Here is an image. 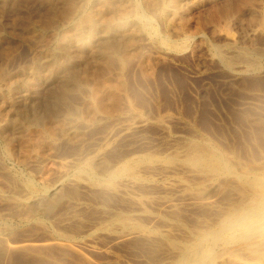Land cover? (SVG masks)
<instances>
[{
    "label": "rangeland",
    "instance_id": "1",
    "mask_svg": "<svg viewBox=\"0 0 264 264\" xmlns=\"http://www.w3.org/2000/svg\"><path fill=\"white\" fill-rule=\"evenodd\" d=\"M149 1L150 0H90L86 4V7L84 6V4L80 7L79 5H81V0H74V2L72 1L73 3L70 2L66 5L64 3H67V0H0V64H4L9 72H17L22 68H25L27 72L32 71L33 69L38 70V81L34 85H31L32 87L30 86L29 89H24L23 92L20 93V104L24 107L26 106L27 108H29L28 110L31 109L28 112H33L34 110H37L36 108H38L37 111H42V116L47 117H42L43 121H47L45 119L49 120L47 123H42L43 121L41 120L38 125H35L34 120H32V126H25L27 127V129L24 127L23 132L20 133L21 136H23L24 133L23 137H26V139H28L29 137H31V133H35L32 138L36 139V135L40 130H36L35 128L44 126L39 129L43 130L46 127H50V131L55 132L54 134H52L56 137H59L60 132L59 129H57V125L59 124V121L63 122L64 115L68 112L70 114L71 112H78V109L79 111L82 110L81 108L83 107V96L80 93L81 91H78L77 87H74V85L69 86H72L71 88H73V90H71L70 88V91L69 87L63 83V80L61 79L62 76L54 75L52 68L55 67L54 65L56 63L54 64L52 62L50 63V65H41V67L43 66V70H41V67H36V65L38 66L37 63L40 64V61L47 56V53L49 52V50L47 49H49V47L50 49L54 47L57 48L60 45L64 36L69 33V31L67 33L64 30H69L70 28L72 29H70V33H72V35L70 34L72 42H69V46H71L72 49H70L69 51V57L74 67L72 70L74 74L81 78L82 74L92 72L93 74L90 73L91 76L93 75L89 79L90 84H93L94 80L96 79V81L99 80L100 82H107L110 79L108 75L110 74V72L108 71V69L105 70L106 68H103V70L105 71H102V69L101 71L100 69L98 71L96 70L98 69V67H96L98 66L97 61H95V63L93 60L90 62L88 58L86 61V58H84L82 55V57H78V55H75L77 54V51L75 49V45H77V39H75L76 37L74 34L78 31L75 30V28L71 26V24H76L77 21L75 20L78 18L76 13H78L79 11L83 10L82 13L84 18H86L90 14L94 16L97 15V19L104 21L108 20L106 21L108 23H111L110 20H114L111 23L112 25H114V22L118 23V21L122 20L121 15L123 14V11H125V9L127 11H130L129 8H137L139 9L140 13L146 15L151 19V24L154 29L157 30V32L162 35L166 34L165 36L177 38L174 30L169 27L172 16L171 14H169L166 8L162 6V0H151V2ZM169 1H172V4H177V7H184L185 4H188L195 0ZM224 1L228 2L230 0H214L198 8H195L190 16L191 18L194 17L193 19H191L192 31L193 29L194 31L198 28L200 29V24L202 23L201 29L203 28L202 31L211 41L222 43L225 41V38L228 35V37H234L236 40H238L240 45L248 47L251 45L250 47H253L254 49L261 48L262 50L264 47V29L261 28L260 25H257L258 21L260 20L259 17L261 18L262 15L259 12H256L257 14H253V18L255 17L253 19L252 14L249 12V10H245L243 8V0H238V2H236L237 0H231L233 6H239L241 4L240 9L242 10L235 8L236 10H232L233 12L231 11V13L235 15H230L231 20H228L230 24L229 22H226V20L224 22L222 20L223 17H218L216 18V32L215 30H213L214 27L211 28L210 26H207L208 23H205L206 18L208 19L209 16H212L214 18L215 14L219 12L214 11L216 9V7L214 8V6L216 5L218 7V5L220 4V6L222 7L226 4L222 3ZM213 2H215V4ZM216 2L219 4H217ZM244 7L246 8L245 4ZM209 8L211 11L209 10ZM66 10L68 13L66 12ZM244 11L246 12L244 13ZM211 13L214 15H212ZM200 14H202L203 16H201ZM206 14H208L209 16H205ZM249 14L251 15L249 16ZM235 16L238 17L236 18ZM198 17L199 20L204 17L205 21H200V23ZM212 17L209 18L210 21L213 19ZM196 21L198 22L197 24ZM225 23H228L229 25ZM194 26L197 28H195ZM223 26L226 28H223ZM86 29H88V32L86 31ZM86 29L84 31V36L89 33V36L85 37L91 40L92 47L101 46L104 42V38L101 35L104 33L99 29V27H95L94 29ZM123 29H125L123 30L124 36H119L123 35L122 31L119 30L113 35V39L120 40L123 37L126 39V41L120 40L119 42H115L120 43L121 49L123 48V50L128 51V56H126V62L123 66V70L125 69L123 71V77L126 81L128 96L135 108L141 111L142 116L144 118L146 117L150 119L151 122H148L146 124V126L143 128L144 130H141V133H134V135H131L130 139H126L127 142H125V140H123L121 137L116 142L115 138H118L119 134L122 132L123 127L127 125L126 123H128L129 120L124 122L118 120L117 118H109L102 121L97 118L92 120L93 117H89L85 113L83 119H85V121L91 120L89 123L91 124L92 122V125L80 123L79 125H82L77 126L75 130L76 132L73 133L74 136L68 139V141L66 139L61 141L59 140L55 145L49 143L45 145V143L41 142L42 146L44 147V150L41 148L42 158H39L37 161L27 159L26 161L28 163L26 161H20L25 160V158L20 155L22 154V152H19V146L15 145L13 147V150L14 148L16 149L13 153L16 154L17 150V156L14 155L16 159L15 157L7 159L4 160V163L3 160H0V193L3 192L4 194H6V198L7 195H9L10 191H12L13 193V191H18L20 187L19 183H16L13 180L12 182L11 179L7 178L4 173L3 176L1 175L2 172H4V169H7V166L8 168L16 167L15 169H19V172H23L25 174L27 173L29 175L31 174V176H33V179H35V181L39 183L41 181L43 182L44 179L45 181H49L50 179V181H52L57 172L60 170L59 168L62 167L61 163L64 160L73 158L76 160V162H83L85 159H87V156L95 153L97 149L104 147L106 142L109 141H115L114 143H118L119 146H117L118 148L116 147L112 153L108 154L104 158V162H106V164L107 162L109 163L119 153L126 152L127 150L125 149L129 148L131 145H133V148L137 149L138 151H148L153 152L154 154H162L164 153V150H169L170 146L178 142V134H183L184 136L190 137L195 135H193V133H201L205 137L207 136V138H210L212 142H216L217 145L221 146L222 144V148H224L226 151H229L230 154L232 153L237 159L241 160V162L253 164L256 166L264 165V72L244 73L242 74L243 76H240L238 80H235V82H229V78L227 77V70L223 68V66L219 62L212 59L211 56L207 54L208 52L206 50H202L203 48L198 45V41L195 42L197 46L194 43L195 46L193 45L191 47H188L186 52H184L183 54L181 53L179 56L178 54H175V56L173 57L161 53L162 50H159L151 44H148L147 37L142 33L133 31L135 30L133 29V26L129 25V27L127 26ZM72 31H74V33ZM133 32L137 34L134 35ZM14 35L17 38L14 37ZM114 36L116 37L114 38ZM128 43H131L133 45V48H127L126 45L130 46V44ZM53 45L55 46L52 47ZM123 46H125V48ZM58 49L61 52H65L64 48H62L63 50L61 49V47ZM157 56H161V58H157ZM36 57L37 59H35ZM63 57L60 58L62 59ZM65 58L66 57H64L62 60H64ZM115 65L119 68L118 63ZM125 66L126 68H124ZM112 67L114 69L116 68L114 67V65ZM49 70L50 73L47 74ZM98 72H100L99 75ZM45 73L47 75H51V77L45 78V76H47L45 75ZM94 77L96 79H94ZM63 85L65 87L62 89L61 86L63 87ZM62 90H64L65 99L62 96ZM59 94H62L61 97L63 99L61 98V100H59ZM44 108H46V110ZM50 108L55 109L53 110ZM43 110L45 111V113ZM51 110L53 111L52 113L50 112ZM64 110L66 111L64 112ZM46 112H49L50 115ZM88 118L92 119L88 120ZM51 119L54 120L52 121ZM156 119H161L159 125L158 122H156ZM29 129L33 132L29 131L30 133H27V130ZM25 133L27 134V136ZM29 134L30 136H28ZM23 140L25 139H21V141ZM17 160H19L20 162H17ZM5 163L7 164L6 166ZM3 166L6 168L2 170ZM1 179H3L4 181H2ZM7 180H10L11 182L9 181L8 183ZM151 181L152 182H149L150 184H136L132 186L133 188L131 187L128 189V194L127 192H124L126 194H112L107 192L102 187L94 188L92 190L81 188L78 189L77 192H72V197H76V199L78 200L74 198L73 200L70 197L62 200V196L63 198L65 197L64 193L66 195L69 192V190L64 186L61 190L63 193H61L59 196L62 201L58 198L56 201L50 204L53 207L47 205L46 209L48 211H46V209L44 210V212L41 210V213V211L36 210V213L39 212L37 214L34 212V215L39 216L37 217V220H33L34 218L32 219L31 217L29 218L26 212H19L18 215L16 213H13L11 210L12 205L9 204V201H0V215H2L0 216V219H5L9 223L11 222L8 225V228L12 227L9 229L10 236L8 235L7 237H4L5 239L3 237H0V248L4 246V248H1V251L6 250V253L4 251H0V264H147V262L153 263L154 260V263H156L158 257L155 256V258L153 259L152 255H157V252L154 250L151 251V249L153 248L149 246V244H145V242L141 240L136 241V239L133 240L132 238L120 239L119 236L117 237L113 236V234L111 233L102 232L99 235L97 234L98 236L91 238L92 240H94L91 242L95 246V248H92V246L87 245V242L90 241V239L86 240L84 243H82L83 240L80 238L78 240L73 239L74 241H72L74 243L72 241L59 242L58 240L53 239L49 235V232L47 230H44V226H41L43 220H45V222L48 220L46 224L50 226V229L53 226V229L56 228L58 230H64L69 234H72L75 229L73 235L82 236V234L85 235V232L88 233L93 229L99 228V226H101L103 222H106V218H115L118 216L117 214H121L119 215L120 217H122L123 215L124 217L129 216L131 222L135 220L134 222L138 221L146 226L161 227V221L159 219V221H157L152 214H156V212L158 213L159 210L163 211L160 214L165 213V215H167L165 211H168V207L165 205L163 206L164 203L159 204L160 200L157 199H160L161 194L167 195L168 193V196L172 197L173 201L177 202V205L181 208L180 210L182 212L181 214H179V217L180 220L183 219L181 221L186 226H195V224L197 225L196 218L201 219L206 216V212H204L205 210L199 211L197 209V206L193 207L192 204L194 203L191 200L183 197V195H181L177 190V187H175L176 189L174 188V190L172 188L165 189L162 186V183L168 182V179L166 180V178L161 177V175H154L152 176ZM166 184H170V181ZM170 192H173L174 195ZM3 193L2 195H4ZM175 194H177L178 196ZM128 195L131 198H129ZM136 195H138L139 197L141 196L144 201L146 200V206H144L145 204H143V206H138L139 204L135 203L134 199L132 200V196ZM125 197L127 198L125 199ZM130 199L131 201H129ZM147 199H150L151 201ZM144 207L145 211L146 209L147 211L149 209L152 214H150V212L148 211L143 214L144 216L142 214L139 215L138 219L136 220L135 217H137V214L135 212H140V210H143ZM163 207L166 209H164ZM9 209L11 210V212H9ZM75 211L77 216H75ZM4 212H8V214H4L3 217ZM130 213H133L134 215L132 214L131 216ZM22 216L25 218H23ZM46 216H49L50 218ZM67 216L69 219L71 218V220H69L70 227L66 226L68 229L66 227L64 228L61 223L62 218L64 217L65 219L67 218ZM131 217H134V220L133 218L131 219ZM39 218L40 220H42L41 223L40 221H38ZM75 219L78 221V223H76ZM51 223L53 225H51ZM11 224L12 226H10ZM0 226L2 227L3 225ZM83 226L85 230H83ZM78 230L81 232H78ZM153 252L156 253L154 254ZM151 253L153 254L151 255Z\"/></svg>",
    "mask_w": 264,
    "mask_h": 264
},
{
    "label": "bare ground",
    "instance_id": "2",
    "mask_svg": "<svg viewBox=\"0 0 264 264\" xmlns=\"http://www.w3.org/2000/svg\"><path fill=\"white\" fill-rule=\"evenodd\" d=\"M72 1L74 2V0H67V3H64V4L66 5ZM89 1L90 0H81V5L79 6L81 7L84 4V6L86 7V4ZM211 1H214V0H195L193 2L185 4V6L186 5L187 6L186 7L184 6L185 7L184 8V7H177V4H174V3L172 4V1L170 2L169 0H162V6L166 8V10L172 16L171 17L172 20L170 21L169 27L174 30V32L177 35V38L165 36L166 34L162 35L159 32H157V30L154 29V27L151 24V19L147 17L146 15L140 13L139 9L137 8H129L130 11H127L125 9V11H123V14L121 15L122 20L118 21V23L114 22L113 23L114 25L111 24L114 20L113 21L110 20L111 23H108L106 22L108 20L104 21V20L97 19L96 18L97 15L94 16L90 14L89 16L84 18L83 13H82L83 10L76 13L78 18L76 16L75 17L79 20L76 19L75 20L77 21L76 24H71V26H73L75 30L78 31V32H75L74 34L76 37L75 39H77L76 40L77 45H75L77 54L75 55H78V57L83 56L84 58H86V61H87V58L90 60V62L92 60L94 61V63L95 61H97L98 66L96 67H98V69L96 70L98 71L100 69L101 71L102 69V71H105L108 69V71L110 72V74H108L110 79L107 82L106 81L100 82L99 80L96 81L97 79L94 77V79L96 80H94L93 84H90L89 79L90 77L93 76V75L91 76L90 74L92 72L82 74L81 78H79L76 74H74V72L72 71L74 67L69 57V51L70 49H72L71 46H69V42H72V38L70 37L72 35V33H70V31L72 30L71 28H70L71 30L70 29L64 30L67 33L69 31V33L66 36H64L62 41L60 40L61 46L59 45L57 48H55L54 47L55 45H53L52 47L54 48H51V49L50 47L49 49L46 48L47 50H49V52L46 50L48 52L47 56L44 59L41 58L43 62L40 59L41 60L40 64L37 63L38 66L36 65V67H41V65L43 66L50 65V63L52 62L54 64L56 63L54 65L56 68L55 67L52 68L54 75L62 76L61 79L63 80V83L66 84L68 87L70 85H74V87L76 86L78 91H81L80 93L83 96V103H82L83 107L81 108L82 110L79 111L78 109V112L75 111V113L74 112L72 113L70 111L71 114L69 112L66 114L64 113L65 114L64 119L62 118L63 122L59 121V124L58 125L56 124L58 126L57 129H59V132H60L59 137H56L53 135L55 132L54 131L51 132L50 127H46L43 130L39 129V128L44 127L42 125H41L42 127L35 128L36 130L37 129L40 130L38 131L36 135L37 140L35 138H32L33 135H35V133H31V137H29L28 139H26V137L25 138L23 137L24 133H23V136H21L20 133L23 132L25 126H32V123H33L32 120H34L35 125H38V123L41 120L43 121L42 117H46V116H42V113H43L42 111H37L38 108H36L37 110H34L33 112H28L31 109L28 110L29 108H27L26 106L24 107L23 105L20 104V97H21L20 93L23 92L24 89L25 90L29 89L31 85H34L38 81V78H39L38 77L39 74L37 72L38 70L33 69L32 71L28 70L29 72H27L25 68H22V69H19L17 72H9L7 70V67L4 66V64H0V160H3V163H4L5 162L4 160L14 158L15 157L14 155H16L18 152L16 150V154H14L13 152L15 151L16 148H14L13 150V147L15 145H18L20 149L19 152H22V154L20 155H22L25 158V160L19 159L20 161L23 162V161H26L27 159L37 161L39 158H42V149L44 147L42 146L41 142L45 143V145L47 143L55 145L59 140L61 141V140L66 139L68 141V139L74 136L73 133L76 132L75 130L80 123H85L86 125H89L90 124L89 122L91 121L90 119L92 118L90 119L88 118V120L90 121H87V120L85 121V119H83L85 113L89 117L92 116L93 117L92 120H94L95 118L101 121L105 119H109V118L110 119L117 118L118 120L122 122L129 120V122L126 123L127 125L123 127L122 132L119 134L118 138H115L116 142L119 140L120 137L123 140H125V142H127L126 139H130L131 135H134V133L136 134L137 132L141 133V130L146 126V124L151 121L150 119L146 117L144 118L142 116L141 111L135 108V106L133 105V103L131 102L128 96L126 81L124 80L125 78L123 77L124 76L123 71L125 70V69L123 70V66L126 62V56H128L127 55L128 51L123 50V48L121 49V45L120 43H118L120 40L126 41V39L124 37L120 40L113 39V35L117 31L120 30L122 31V34H123L124 33L123 30H125L123 28L127 26L129 27V25L133 26V29H135L133 31L135 32L137 31V33L139 32L145 35L148 39V44H151L155 48L162 50V52L160 51L161 53L169 55V56H173V57L175 56V54H178V56L181 53L183 54L184 52H186L188 47L193 46L194 43L198 41V45L201 48H203L202 50H206L208 52L207 54H209L212 59L219 62L223 66V68L227 70L228 72L227 77L229 78V82H235V80L236 79L238 80V78L240 76H243L242 74L244 73L264 72V47L261 50V48L254 49L253 47H250L251 45L249 47L243 46V45H240L238 40H236L234 37H228V35L225 38V41L222 43L211 41L206 37V35L202 31L203 28L201 29L202 27L201 22L202 21L204 22L205 19L204 17H202L203 19L201 18L199 20L200 16L198 17V20L199 22L201 21L200 22L201 24L199 23L201 30L198 28L195 31L194 29L192 31L191 19L194 18V17L193 18L190 17L192 11L195 8H198ZM149 2H151V0ZM236 2H238V0ZM213 3L215 4V2ZM222 3L223 4L226 3V4L221 7L220 4L217 3L219 4L218 7L216 5L214 6V8L216 7L214 11H217V12L219 11L218 13H216L217 15L215 14L214 18L212 16H209L208 14L205 15V16L208 15L209 18L210 17L213 18L211 21L209 18H208L209 21L206 18L205 23H208V25L207 24L206 25L210 26L211 28L214 27L213 30H215V32H216V21H217L216 18L223 17V19L222 18L220 19H222L224 22L225 20L226 22H229L228 20H231L230 15H233V16L235 15V14H232L231 11L240 9V5H241L240 4L239 6L238 5L233 6V3L231 0L228 2L224 1ZM242 3H243L242 5L243 8L245 10L246 9L249 10V12L252 14V18L254 16L253 14L256 12L257 13L259 12L262 15L261 18L258 16L260 20L258 21L259 24L257 23V25H260V27L264 29V0H243ZM244 4L246 5V8L244 7ZM180 8H183V9H180ZM245 12L246 11H244V13ZM251 14H249V16ZM200 15L203 16L202 14ZM218 22H219V19H218ZM197 23L198 22L196 21V24ZM225 24H228V23H225ZM85 27L89 29H94L95 27H99V29L104 33L101 35L104 38V42L101 46H98V47L96 46L97 48L95 46L92 47L91 40L85 37V36H89L88 35L89 33L84 36V31L86 29ZM226 27L223 26V28H226ZM87 30L88 29H86V31ZM74 31L72 32L74 33ZM135 32H133L134 35L137 34ZM218 34H222V33H218ZM119 36H124V34L119 35ZM14 37L16 36L14 35ZM115 37L116 36H114V38ZM115 41H118V42H115ZM128 44H130V46L126 45L127 48L128 47L133 48L132 47L133 45L131 43H128ZM60 47L61 49L64 48L65 52L59 51L58 48ZM123 47L125 48V46ZM63 56L66 57L64 60H62L64 58ZM60 57H63V58L61 59ZM157 58H161V56H157ZM35 59H37V57ZM55 61H58V62H55ZM117 63L119 64V68L118 66L116 67L115 65ZM113 65L114 67H116L115 69L112 67ZM43 66L41 67V70H43L42 69ZM103 68H106V69L103 70ZM124 68H126V66ZM49 73H50V70L49 72H47V74ZM99 73L100 72H98V75ZM47 74L45 73V75ZM49 77H51V75L45 76V78H49ZM64 87H65L64 85L63 87L61 86L62 89ZM71 87H69V90ZM71 90H73V88H71ZM62 91L63 92L61 93H63V95L59 94L60 95L59 100H61L62 98L61 95L63 97L65 95L64 90ZM44 109L46 110V108ZM50 109H53V108H50ZM65 111L66 110H64V112ZM50 112L52 113L53 111L51 110ZM46 113L49 114V112H46ZM45 120H47L45 121L46 123L49 121L48 119H45ZM160 120L161 119H156V122H158V125L161 122ZM45 122L43 121L42 123H45ZM90 125H92V122ZM25 128L27 129V127ZM27 131H28L27 133L33 132L30 129ZM193 135L194 136L187 137V136H184L183 134H178L177 135L178 142L170 146L169 150L167 151L164 150L163 151L164 153L162 154H157V153L154 154L153 152H148V151L146 152L138 151L137 149L133 148V145H131L132 149L130 146L129 148L125 149L127 150L126 152L123 151L124 153L122 152L119 153L109 163L107 162L106 164V162H104V158L108 154L112 153L113 150H115L117 146H119L118 143H114L115 142L114 140H113L114 142L109 141V142H106L104 147L97 149L96 152L93 153L92 155L90 156L86 155L87 159H85L83 162L81 161L76 162V160L73 158L64 160L61 163L62 167L59 168L60 170L57 172L54 179L52 178L53 179L52 181H50L51 179L49 180L50 182L48 180L45 181L44 179L43 182L41 181L39 183L35 181V179H33V176H31V174L29 175L27 173L25 174L23 172H19L18 171L19 169H15L16 167L8 168L7 166V169H4L6 167L3 166L2 170L4 169V172H2L1 175L3 176V173H4L7 176V178L11 179V181L13 180L16 183H19L20 185L19 184L18 185L20 187L18 191H13V193L12 191L8 190L10 191V193H12L10 194L8 192L9 195H7V198H10V199H7L6 194H4L3 192L2 193L4 195L0 193V201L2 200L9 201V204L12 205L11 210L13 213H16L18 215L19 212H26L29 218L31 217L32 219L34 218L33 220H37L38 219L37 217L39 216L34 215L36 213V210H39V211L42 210L44 212L47 205H50L51 203L56 201L59 198L60 194L63 193L61 190L63 189L64 186L69 190V192L66 195L64 193V196L66 198L65 197L63 198L62 196V200L67 199V197H70L71 199H73L74 197H72L73 196L72 192H75V191L77 192V190L81 188L92 190L94 188L102 187L109 193H112V194L122 193L123 194L124 192H127L128 189L131 188L132 186L136 184L137 185L148 184L149 182H152L151 181L152 176L161 175V177L166 178V180L168 179L170 181V184H166L169 181L162 183V186L165 189L172 188L174 190V188L177 187V190L179 191L181 195H183V197H185L188 200H191L194 203L192 204L193 207L197 206V209L199 211L205 210L204 212H206V216L204 218H201V219L196 218L197 225L195 224V226H188V225L186 226L184 223H182L181 220L183 219L180 220V217H179V214H181L182 212L180 210L181 208L177 205L178 204L177 202L173 201L172 197L168 196L169 193L168 194L166 193L167 195L161 194L160 199L159 198L157 199V200H160L161 202V203L159 202V204L164 203L163 206L165 205L168 207V211L167 210L165 211L167 215H165V213L160 214L163 211H159L158 208H157L158 213L156 212L157 210L155 209L156 214L155 213L152 214L151 211H149L148 209L150 214H152L153 217H155L157 221L159 220L161 221L162 223L160 224L161 227H154L153 224H152L153 227H151V226H146L143 223H140L138 221L134 222L135 221L134 217H131V219L133 218L134 220L133 222H131L129 216H128L129 218L124 217V215L120 217L119 215L121 214H117L118 216L115 218H110V219L106 218V222H103L102 225L99 226V228L93 229L92 231L88 233L85 232V235L82 234V236L81 235L75 236L73 235V232L75 231V229L72 232V234H69L67 233V231H64V230H58L56 228L53 229V226L50 229V226L46 224L48 220L45 222V220L42 221L39 218L38 221H40V223L42 221L41 226H44V230H47L49 232V235L53 239L58 240L59 242L60 241L70 242L73 239L78 240L80 238L83 240V242L82 241L81 242L84 243L86 240L90 239V241L87 242V245H90L92 246V248L93 247L95 248L94 244L91 242L94 240H92L91 238L98 236L102 232H108V233L113 234V236H117V237L119 236L120 239L121 238L122 239L132 238L133 240L136 239V241L141 240L145 242V244L147 243L149 244V246L153 248L151 249V251L154 250L157 252V255H154V256L152 254L153 253L155 254L156 252L151 253L153 259L155 258V256L158 257L156 263H154L155 260L154 261L152 260L154 264H264V165L256 166V165L249 164V163L248 164L243 163L241 162V160L237 159L232 153L230 154L229 151H226L224 148H222V144L221 146L217 145L216 142H212L210 138H207V136L205 137L201 133H193ZM28 136H30V134ZM21 139H25V140L21 141ZM19 160H17V162ZM6 163H5V166L7 165ZM25 165H28V164H25ZM1 180L4 181L3 179ZM170 193L173 194V192H170ZM126 198L127 197H125V199ZM129 198L131 197L129 196ZM74 199H76V197ZM133 199L135 203L139 204L138 206H143V204H145V201H146V200L144 201L143 198L141 196L139 197L138 195L132 196V200ZM59 200L61 199L59 198ZM147 200H150V199H147ZM129 201H131V199ZM50 206L53 207L52 205ZM78 206H79V202H78ZM144 206H146V204ZM11 210L9 212H11ZM46 211L48 210L46 209ZM148 211L147 209L145 211V207H144V209L140 210V212L138 211L135 212L137 214V217H135V219L137 220L139 215L141 214L143 215L144 213ZM6 213L8 214V212ZM6 213L5 212L3 213V217H4V214ZM74 213L76 214V211ZM132 214L133 213H130L131 216ZM75 216H77V214ZM13 217H16V216H13ZM46 217L50 218L49 216H46ZM69 220H71V218L69 219L68 216L65 219L64 217L62 218L61 223L64 226V228L70 225ZM10 223L7 222V220L5 219H0V225L4 226V227L0 226V237L4 238L9 235L10 233L9 229L12 228V227L8 228V225ZM76 223H78L77 220H76ZM12 224L10 226H12ZM51 225L53 224L51 223ZM79 230L78 232H81ZM83 230H85L84 226H83ZM1 248H4V246ZM1 248H0V251H1ZM153 263L147 262V264H153ZM104 264H108V263H104Z\"/></svg>",
    "mask_w": 264,
    "mask_h": 264
}]
</instances>
